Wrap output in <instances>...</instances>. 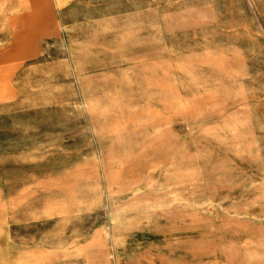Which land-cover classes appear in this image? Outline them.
Segmentation results:
<instances>
[{"label":"rangeland","instance_id":"374dc122","mask_svg":"<svg viewBox=\"0 0 264 264\" xmlns=\"http://www.w3.org/2000/svg\"><path fill=\"white\" fill-rule=\"evenodd\" d=\"M0 264H264V0H0Z\"/></svg>","mask_w":264,"mask_h":264},{"label":"crops","instance_id":"0c3cea01","mask_svg":"<svg viewBox=\"0 0 264 264\" xmlns=\"http://www.w3.org/2000/svg\"><path fill=\"white\" fill-rule=\"evenodd\" d=\"M70 59H71L70 60L71 65H69L68 68H69V70L71 72H74V66H76V62H74L72 60V56H70ZM63 66L66 68L67 65L66 64L64 65V63H63ZM72 69H73V71H72ZM85 72H92L93 73V72H98V70L86 69ZM65 91L69 95V97H68L69 101H75L76 100V97H75L76 90H75V87H74V85L72 83L68 84V86L65 87ZM80 93H81V98H82V91H80ZM58 100L59 99H55L54 100L55 101L54 103H56V101H58ZM81 101H82V99H81ZM54 103H52V105ZM46 105H51V104H46ZM80 247L85 248V249H88V245L87 244L80 245Z\"/></svg>","mask_w":264,"mask_h":264}]
</instances>
